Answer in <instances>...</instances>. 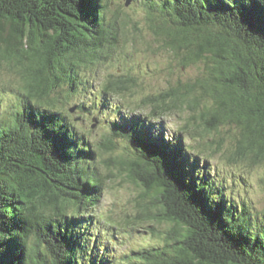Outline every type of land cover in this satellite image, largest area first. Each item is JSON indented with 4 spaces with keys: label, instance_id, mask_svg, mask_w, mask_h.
<instances>
[{
    "label": "trees",
    "instance_id": "obj_1",
    "mask_svg": "<svg viewBox=\"0 0 264 264\" xmlns=\"http://www.w3.org/2000/svg\"><path fill=\"white\" fill-rule=\"evenodd\" d=\"M144 4L154 33L184 64L205 62V76L196 83L213 98L210 128L235 122L238 150L263 159L264 0ZM111 6L112 0H0V69L20 76L16 100L0 118V264H82L77 249L84 251L88 237L79 238L87 224L81 217L98 204L103 180L87 163L95 150L58 105L85 89L81 67L100 60L117 35L118 14L107 19ZM132 82L111 80L101 92H123ZM183 93L177 88L143 102L154 104L152 114L161 113L169 99L171 107L183 102ZM200 101L195 97L191 108ZM126 113L129 123L111 129L131 140L136 158L130 169H139L160 205L153 212L146 204V213L167 224L161 244L141 249L126 264H264V221L252 225L245 208L222 190L215 193L182 140L157 142L142 132L147 119ZM87 250L81 257L90 260L93 248ZM103 263L95 258L90 264Z\"/></svg>",
    "mask_w": 264,
    "mask_h": 264
},
{
    "label": "rangeland",
    "instance_id": "obj_2",
    "mask_svg": "<svg viewBox=\"0 0 264 264\" xmlns=\"http://www.w3.org/2000/svg\"><path fill=\"white\" fill-rule=\"evenodd\" d=\"M126 1L112 0L107 19L118 14L117 35L104 46L100 60L81 67L79 75L85 89L72 94L68 103L58 105L72 130L92 145L95 158L87 163L90 172L103 180L98 204L81 217L87 224L79 230V238L88 237L84 251L77 249L82 264H90L95 258H103V264H126L141 249L163 242L167 224L145 211L146 204L153 212L160 205L146 190L139 169H130L136 150L130 139L113 134L111 129L112 123H129L126 112L147 119L150 125L142 132L157 142L163 138L180 145L182 140L188 153L197 158L201 176L214 185L215 193L220 189L226 198L237 202L239 210L245 208L252 225L264 221V158L259 160L252 153L238 150L241 128L235 122H221L217 128H210L214 117L208 108L214 106L213 98L202 94L196 83L205 76V62L184 64L181 54L169 49L154 33L151 10L144 4L154 0H131L128 5ZM121 78L134 82L123 92L102 94L106 83ZM18 86L20 76L6 66L1 68L0 118L11 110ZM177 88L185 92L177 107H171L169 99V109L152 114L154 104L143 102ZM195 97L201 98L200 104L191 108L189 102ZM79 103L92 108L81 111L76 106ZM75 221L78 230L80 221ZM91 248L90 260L81 257ZM42 249L46 251L44 246Z\"/></svg>",
    "mask_w": 264,
    "mask_h": 264
},
{
    "label": "water",
    "instance_id": "obj_3",
    "mask_svg": "<svg viewBox=\"0 0 264 264\" xmlns=\"http://www.w3.org/2000/svg\"><path fill=\"white\" fill-rule=\"evenodd\" d=\"M130 2H131V0H127V1H126V4H127V5L130 4Z\"/></svg>",
    "mask_w": 264,
    "mask_h": 264
}]
</instances>
